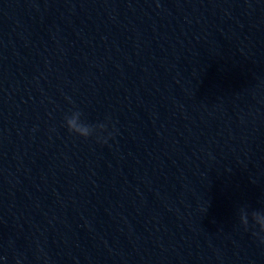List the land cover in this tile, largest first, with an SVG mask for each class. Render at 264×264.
<instances>
[{
  "label": "water",
  "instance_id": "95a60500",
  "mask_svg": "<svg viewBox=\"0 0 264 264\" xmlns=\"http://www.w3.org/2000/svg\"><path fill=\"white\" fill-rule=\"evenodd\" d=\"M253 211L264 0H0L4 264H264Z\"/></svg>",
  "mask_w": 264,
  "mask_h": 264
},
{
  "label": "clouds",
  "instance_id": "9594fccd",
  "mask_svg": "<svg viewBox=\"0 0 264 264\" xmlns=\"http://www.w3.org/2000/svg\"><path fill=\"white\" fill-rule=\"evenodd\" d=\"M80 112L69 111L63 117V127L72 135H75L83 140H87L93 135L96 136L99 142V133L104 131L105 125H89L84 123L80 119ZM250 218L255 226H257L260 234H264V212L253 211L250 213ZM249 220V213L245 210H239V223L242 227L247 228ZM261 244H264V239L260 240ZM0 264H4V257H0ZM19 264V261L16 262Z\"/></svg>",
  "mask_w": 264,
  "mask_h": 264
}]
</instances>
